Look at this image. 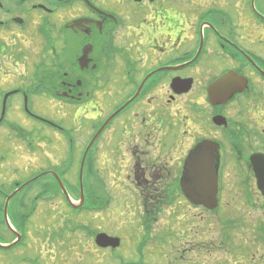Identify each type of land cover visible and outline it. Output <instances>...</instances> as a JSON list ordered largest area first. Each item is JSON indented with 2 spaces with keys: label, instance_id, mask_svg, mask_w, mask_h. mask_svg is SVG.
<instances>
[{
  "label": "flooded vegetation",
  "instance_id": "1",
  "mask_svg": "<svg viewBox=\"0 0 264 264\" xmlns=\"http://www.w3.org/2000/svg\"><path fill=\"white\" fill-rule=\"evenodd\" d=\"M28 59L33 63L31 81L26 78L6 88L11 83L5 78L15 73L6 60L26 62L28 68ZM0 88V116L5 104L0 126L12 104L25 120H40L44 114L29 108V101L41 88L61 111L58 119L72 118L73 126L56 121L60 126L76 132L89 124L90 140L107 121L87 151L90 170L98 141L111 142L118 134L119 150L113 149L111 161L119 167L112 172L114 186L123 195L130 192L134 201L118 203L115 214L121 217L123 210L124 223L133 219L131 236L138 237L136 256L129 264H224L228 259L240 264L248 252L253 250L256 257L257 248H264V0H0ZM14 96H19V105L11 101ZM7 128L22 129L13 119ZM73 140L72 146L63 145L64 154L62 146L52 148L58 158L72 152L65 165L69 169L79 168L87 147L83 145L74 165L80 147L74 135ZM200 151L213 157V208L185 197L209 196L199 187L208 180L207 174L200 177V156L195 160ZM104 157L108 159L105 153ZM186 162L190 168L182 181ZM61 163L42 171L52 184L66 173L59 170ZM228 167L238 173L243 195L230 201L224 194ZM120 178L125 183L119 186ZM184 181L187 194L180 187ZM144 185L164 186L170 191L168 205L161 209V198L145 192ZM249 186L254 196H249ZM145 194L155 195L154 201L142 199ZM179 197L186 208L178 216L171 207ZM91 199L94 207L89 212L103 211L95 208L101 198L92 194ZM106 200L109 209L112 200ZM29 211L28 221L37 210ZM57 214L50 216L52 226ZM152 219L154 226L147 224ZM100 222L75 226L86 230L91 251L78 237L62 239L66 235L52 227L57 240L47 239L56 247L54 259L63 264L73 257L90 261L97 253L110 262L107 255L112 257L116 248L96 245V237L118 235L109 234ZM214 223L221 231L218 241L209 240ZM36 228V234L28 231L35 246L31 237L40 239L44 227ZM119 238L117 248L123 243ZM37 255L34 259L42 260Z\"/></svg>",
  "mask_w": 264,
  "mask_h": 264
},
{
  "label": "rangeland",
  "instance_id": "2",
  "mask_svg": "<svg viewBox=\"0 0 264 264\" xmlns=\"http://www.w3.org/2000/svg\"><path fill=\"white\" fill-rule=\"evenodd\" d=\"M6 61V64L9 65L15 72L14 74H9L8 77L5 78V80H8L11 83L10 85L5 86L6 88L17 84L19 85L21 81L25 80L26 78L31 81L30 73L33 63L29 62V59L28 68H25L26 62L23 61ZM33 91L36 90L34 89ZM38 91L40 94L30 97L31 100L29 101V107L41 114H44L45 116H48L62 123L64 126H67V128L73 126L71 117H67L66 120L63 118L58 119L60 116L59 113H61V111L57 110V106L53 103V101L44 97V95L42 94V88ZM11 101H15L16 105L20 104L19 96L12 97ZM9 106L10 105L7 106L5 118L3 119V123L0 126V194H8L12 191V186L15 181L24 182L25 180H30L33 178V175L37 174L36 172L41 169L48 168L49 164H51V166H58L64 160V163H61L60 169L66 168V166L70 164L67 157L63 158L64 155H62V157L60 158L61 155H59L58 158V155L53 152L52 148H56L58 145H60L63 147V154L65 153V146H63L65 145V141L62 139V137H60V135L54 133L50 129H43L40 125L30 121L29 119L28 121L25 120L23 116L21 117L20 110L15 108L14 104H12L10 107ZM17 114H20V117L19 115L17 116ZM9 119L15 120V125L18 128H22L20 132L12 131L7 128V122L9 121ZM83 127L86 128L84 129V131L79 128L76 130V132H74L73 128H70L71 130H73L72 133L76 140V144L80 147L76 152V161L74 165H77V162L79 161L78 157H80V154L83 151L82 147L88 140L87 138L91 134V130L93 131V128H91L89 124L83 125ZM25 134L28 135V139L25 137ZM117 136L118 134L115 133L111 142L106 139L98 141V148L96 147L95 161L93 162L92 169L88 170L89 157L87 158L86 164L84 166L85 174L82 177L83 187L81 190L80 187L77 186L79 182L75 166L70 169V172L68 175H66V177L62 178L64 183L68 186L70 195H72L74 198H77L79 196L80 191H83L86 196L91 193L97 198L109 197L112 200L109 209H105L98 213L81 212L78 214L74 211H71V209H67V206L62 201L61 197H57L56 199L51 201H39L36 207L37 212L32 216V218L28 221L27 217L25 225H18L21 216L26 215L30 208L28 198L35 196V193H37V191L39 192L40 188H44L45 191L48 192L52 186V183L46 178L43 179L46 181L36 180L29 189L27 186L26 188H23V190L20 191L13 199L14 203L8 205L7 217L10 222H12L14 230L16 229V231L19 232V226L23 228L24 240H22L19 245H16L11 249H0V264H63L60 260H55L53 257L54 252L56 251L54 243L57 239L52 237L55 232L52 227H55L57 232L60 231V234L66 235V237L64 236L62 237V239L67 237H70L69 239L78 237V239L76 240L79 241V244H81L85 250L91 251L90 248L93 247L91 243L92 240L84 235L86 233V230L79 228L76 229L75 226H77L78 224L92 226L93 223H99L100 219V225H102L109 234L123 237L122 246L116 248L115 250H111L112 257L107 255L110 259L112 258L110 262L108 261V259L102 258L100 254L94 253L93 256L96 257L95 260H93V256L92 260L90 261L73 257V261L65 259V264L131 263L132 258L136 256L134 243H136L138 239L136 235L131 236L133 230L131 225H134V220L129 219L126 223H124L123 221L125 219L123 218H125V214L123 210L120 212V214H123L121 217L115 214V208L118 207V203L132 204L134 201V196L130 194V192H126V195H123L121 189L117 186H114L115 176L112 175V172L115 170H119V167L118 169H115L116 166L111 161L116 154L113 149H116V151L119 150ZM47 146H49L48 151L43 152L41 148H45ZM54 153L57 155V157ZM104 153L108 158L107 160H105ZM45 154L48 158H46ZM117 183H119L120 186L125 183V179L122 180L120 178L119 180H117ZM224 185V194L228 196L226 198L228 201L232 200L233 196H243L239 175L238 173L237 175L234 174V169L231 167H228L225 170ZM143 189L145 192H150L151 194L155 193L158 199L161 198V200L159 201L161 209L168 205L166 203L169 196H167L166 193H170V191L168 192L164 186L155 185L153 187L151 185H144ZM253 193L254 189L249 186V196H251V194L253 195ZM1 197L2 196H0V218L2 220L6 202ZM41 197L43 198V196ZM141 197L142 199L146 198L150 202H152L154 201L155 195L153 196L145 194V196ZM22 198L25 204L28 203V207L26 206V209L21 206ZM34 199H37V197L35 196L32 199V203L35 201ZM171 208H176L177 214L179 216L182 213L183 208L186 207L183 205V201H181V198L179 197L176 198L174 206H172ZM65 209H67L69 213H65ZM60 211H62V215L60 214ZM56 212L58 213L54 218L56 226H52L54 222L51 221L53 219H51L50 216L52 214H55ZM253 216L261 215L260 213H254ZM262 216L264 215L262 214ZM153 223L154 221L152 219L147 224L154 226ZM36 225H39L41 227L43 226L44 228L40 232L41 234H43L40 239L31 237L33 241H36L35 246V244L32 243L31 239H28V231L31 235L36 234L34 233V230L35 232L37 231ZM7 229V226L4 224V222L1 221L0 244H2L1 242L6 243L15 237V235L11 234V232H9ZM230 233L234 234V232L232 231ZM241 234L243 235V233ZM220 236L221 231L219 230V224L214 223L209 233V240L218 241L220 239ZM47 237L51 238V241H54V243L48 240ZM30 246H32V248H30ZM127 246L129 247V252H125ZM33 247L36 248L34 249ZM78 248L82 249L81 246H78ZM257 249L259 250V254H257L256 257L252 256L254 252L252 250L251 252H248L246 254L247 258H242L240 260V264H248V260H250V264L264 263V255L261 256V253H264V248L260 247ZM37 254L42 256V260H40L39 258V260L34 259ZM28 255L31 256V260L28 258ZM116 257L122 258L123 261L119 262V259H116ZM224 264H234V260L228 259L224 261Z\"/></svg>",
  "mask_w": 264,
  "mask_h": 264
},
{
  "label": "water",
  "instance_id": "3",
  "mask_svg": "<svg viewBox=\"0 0 264 264\" xmlns=\"http://www.w3.org/2000/svg\"><path fill=\"white\" fill-rule=\"evenodd\" d=\"M217 86V82H215L213 84V88H216ZM200 156V161H201V175L200 177H206V174H207V177H208V180L206 183H204L203 185L199 186L200 188H203V189H206L208 190L209 192V196H188L193 202H196V203H199L201 201L203 202H206L205 200H208V201H214V195H211V194H214V191H215V182H216V176H215V171L213 169V157L212 155H210V153H207L205 151H200L196 156H195V160H196V163L198 161V157ZM190 168L189 164H187V166L184 168V172H183V177H182V181L185 180V173L186 171H188V169ZM205 179V178H203ZM35 180L32 179L26 183H24L23 185H21L17 190H15L10 196L7 197L6 199V204H5V209H4V216H5V220H6V224L7 226L12 230L9 222H8V219H7V216H6V205H7V202L8 200L15 194L17 193L23 186H25L26 184L30 183L31 181ZM62 184L60 183V186ZM181 185H182V188L184 190V193L187 194L186 192V184H185V181L184 182H181ZM63 192H65L63 186L61 187ZM262 189V192L264 193V188H261ZM198 198H204L205 200H202V199H198ZM104 236V235H103ZM19 238V235L17 236ZM100 243L103 245V246H106V245H111L113 247L117 246L119 244V240L118 238H109V239H104V240H100Z\"/></svg>",
  "mask_w": 264,
  "mask_h": 264
},
{
  "label": "trees",
  "instance_id": "4",
  "mask_svg": "<svg viewBox=\"0 0 264 264\" xmlns=\"http://www.w3.org/2000/svg\"><path fill=\"white\" fill-rule=\"evenodd\" d=\"M54 187H56V189H58V187L56 186V185H54ZM24 209H26V206H24L23 207ZM26 215H24V216H21V218H20V222L18 223V225L20 224V225H25V222H26ZM3 222V218H2V220H1V218H0V222ZM19 227H21V226H19Z\"/></svg>",
  "mask_w": 264,
  "mask_h": 264
}]
</instances>
